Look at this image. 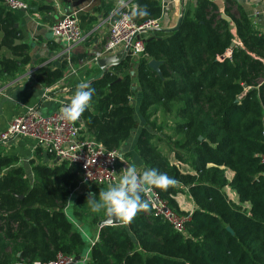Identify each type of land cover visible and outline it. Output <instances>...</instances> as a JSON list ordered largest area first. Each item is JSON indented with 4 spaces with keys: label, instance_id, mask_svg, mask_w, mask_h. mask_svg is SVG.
Instances as JSON below:
<instances>
[{
    "label": "trees",
    "instance_id": "1",
    "mask_svg": "<svg viewBox=\"0 0 264 264\" xmlns=\"http://www.w3.org/2000/svg\"><path fill=\"white\" fill-rule=\"evenodd\" d=\"M1 5L0 80L18 71V61L30 62L29 47L16 45L23 40L15 28L17 16ZM133 5L148 13L133 18L139 26L162 20L160 0H133ZM112 11L113 6L106 16ZM84 12L78 11V19L83 33H89L97 19ZM224 15L235 24L238 41L215 1L197 0L183 14L180 30L152 32L143 39L140 58L128 54L90 83L95 95L80 116L82 123L76 121L83 135L105 150L122 151L137 128L133 100L140 95L145 127L135 152L145 168L176 180L153 191L181 216L187 214L176 197L188 192L195 207L185 231L156 216L151 205L119 226L99 228L105 215L94 214L98 237L92 244L83 233L91 224L82 221L78 207L90 208L89 194L98 196L107 186H92L74 201L82 180L77 165L55 162L50 155L46 163L37 148L32 182L17 158L0 153V264H49L59 256L87 257L85 264H264V33L237 1L227 0ZM152 61L160 63L161 76L150 68ZM67 64L38 70L36 81L54 86ZM159 114L176 119L169 138L172 157L157 138L152 119ZM227 188L236 193L237 203Z\"/></svg>",
    "mask_w": 264,
    "mask_h": 264
},
{
    "label": "crops",
    "instance_id": "2",
    "mask_svg": "<svg viewBox=\"0 0 264 264\" xmlns=\"http://www.w3.org/2000/svg\"><path fill=\"white\" fill-rule=\"evenodd\" d=\"M31 7L37 8V12L30 11L23 14L21 11L13 12L18 18V29L23 40L19 44H26L29 47L27 54L30 57L28 64L20 61L18 71L11 77L0 80V134L8 129L11 121L19 116L26 115L30 111H37L42 115H50L56 112L62 104H68L78 85L85 84L95 76L101 73L102 69L98 62H95L94 53L102 50L109 37L111 21L115 10L121 3V0H23ZM163 10L161 20L162 29H170L177 25L180 17L186 10H193L197 0H160ZM221 14H224L227 6V0H214ZM240 5L245 6L251 13L256 29L264 33V0H234ZM82 2V3H81ZM131 2L133 0H123ZM113 6V11L106 16L108 8ZM92 7V9H90ZM86 11L84 14L90 19H97L96 24L91 32H84L85 41L75 45L70 51L66 50L63 41L57 40L52 35V28L57 21L65 15L74 11ZM231 34L238 41L237 29L234 23L230 24ZM152 32H144L140 35L142 39H147ZM2 34L0 33V40ZM123 49L120 48L115 54H119ZM3 53L10 57L8 51ZM2 52L0 53V58ZM85 55L86 58L72 62L75 56ZM66 71L64 78L52 87H45L36 81L35 73L42 68L60 69L65 63ZM47 92V95H45ZM141 103L140 95L133 100V107L136 110L137 120H139V107ZM145 127L143 122L137 130ZM140 133V131H138ZM136 143L132 139L123 145L121 152L129 157V161L138 172H142L145 166L135 153ZM37 143L28 137H16L8 142L0 139V152L5 157H15L19 160L18 166L24 167L29 179L34 182L33 166L39 163L36 152ZM49 159L47 160V163ZM231 178L233 173L228 172ZM121 176V175H120ZM227 196L234 203L238 202L235 192L230 188L226 189ZM177 204L182 212L188 214L194 210V203L188 192L179 194L176 197ZM78 226H80L78 224ZM81 227V226H80ZM90 241L97 239L98 232L92 235L85 230L83 232ZM94 241V240H93Z\"/></svg>",
    "mask_w": 264,
    "mask_h": 264
},
{
    "label": "built area",
    "instance_id": "3",
    "mask_svg": "<svg viewBox=\"0 0 264 264\" xmlns=\"http://www.w3.org/2000/svg\"><path fill=\"white\" fill-rule=\"evenodd\" d=\"M124 4L125 7L121 8L119 4L115 10L108 41L102 50L94 53L95 62L115 55L120 48L124 50L126 47H129L128 54L140 58L145 53V43L140 37V31L147 28H161V20L139 26L133 18L117 27V22L121 20L122 16L135 8L131 2H124ZM5 5L11 11L29 8V4L23 0H6ZM52 35L65 43L67 51L85 41L78 12L74 11L59 19L52 28ZM65 105L62 104L56 112L50 115L30 111L26 115L15 117L8 129L0 134V139L3 142H8L16 137L31 138L36 141L37 148L53 157L55 162L77 165L80 168L82 180L71 197L74 200L85 194L92 186L104 185L109 187L118 184L121 178L118 174V166L121 165L125 169L130 163L121 151H107L93 138L84 136L83 128L76 124L77 120L71 122L63 120L60 113ZM58 159L59 161H57ZM143 194L155 209L156 216H161L173 225L177 232L185 231V225L191 219V212L181 216L163 203L153 190ZM91 242L93 244L95 241ZM86 259L87 257L83 258L79 264H85ZM73 261L74 258L59 256L57 261L49 264H71Z\"/></svg>",
    "mask_w": 264,
    "mask_h": 264
},
{
    "label": "clouds",
    "instance_id": "4",
    "mask_svg": "<svg viewBox=\"0 0 264 264\" xmlns=\"http://www.w3.org/2000/svg\"><path fill=\"white\" fill-rule=\"evenodd\" d=\"M126 5L121 0L120 7ZM146 7H135L128 14H124L120 24L130 21L134 17L146 16ZM95 88L89 84L78 85L71 101L61 109V118L65 121H75L90 106ZM47 95V92H45ZM176 184V180L155 168H146L138 173L137 167L128 165L122 170L118 184L110 185L106 190H100L99 195L90 193L87 204L93 214L103 213L111 219H119L122 222H129L134 216L150 209V201L142 195L151 192L153 189L165 190ZM98 197V198H97Z\"/></svg>",
    "mask_w": 264,
    "mask_h": 264
},
{
    "label": "water",
    "instance_id": "5",
    "mask_svg": "<svg viewBox=\"0 0 264 264\" xmlns=\"http://www.w3.org/2000/svg\"><path fill=\"white\" fill-rule=\"evenodd\" d=\"M30 11L37 12V8L29 6L28 9L21 10V13L28 14ZM222 18L224 20H226L228 23H231V20L229 18H227L224 14H222ZM181 24H182V17H180L177 25L175 27H173V28H170V29L147 28V29H142L140 31V33L141 34L144 33V32L172 33V32H176V31L180 30ZM17 27H18V25L15 26V28H17ZM16 44H19V41H16ZM233 46H234V44H233ZM128 52H129V47H126L119 54L111 55V56H108V57L100 59L98 61V64H99V66L102 69L101 73L98 74L97 76H95L94 78H92L91 80L87 81L85 84H90V83H92L94 81H97V80L103 78L107 71H109L110 69H112L115 66H117L118 64H120L128 56ZM149 66H150V68H152L155 72H157L161 76V71H160V68H159L160 67V63L159 62L152 61V62H150ZM77 121L79 123H82L81 117H79L77 119ZM201 140H202V138H201ZM44 157H45V162L47 163V160H48L47 154H44ZM57 161H59V159ZM123 223L124 222L120 221L119 219H111V221H110V218L105 215L104 219H102L99 222L98 226H99V228H103V227H106V226H119V225H123ZM81 260H82V258L80 256L76 257V258H74V261L71 264H79Z\"/></svg>",
    "mask_w": 264,
    "mask_h": 264
},
{
    "label": "rangeland",
    "instance_id": "6",
    "mask_svg": "<svg viewBox=\"0 0 264 264\" xmlns=\"http://www.w3.org/2000/svg\"><path fill=\"white\" fill-rule=\"evenodd\" d=\"M158 117L159 118L152 119V121H154L157 124V131H156L158 133L157 134L158 135L157 138H160L161 139L160 142L162 143V148L165 151H168L169 154L172 157V148H171V144L169 142V138L172 137V136H174L173 127H174V122L176 121V119L174 118V116H163L162 114H159ZM142 124H143V119H139L138 120L139 127H141ZM138 131H140V130H137L136 129L133 132V135L131 137L132 143H137V140H138V138L140 136V133H138ZM167 138H168V140H167ZM1 155H3V152L1 153ZM127 161L129 162V160H127ZM122 170H123V167L121 165H119L118 166V174L119 175L122 174ZM231 201H233V200H231ZM247 207L248 206L245 205V208H247ZM78 210L81 213V217L83 218V220L82 219L81 220L84 221V222H86V223H90L91 224L90 226H88V229H86V230L89 232L90 235L91 234L93 235L95 233V231H96V228H97V227H95V225H92V222H93L92 220H94L93 219L94 214L90 211V208L89 207H86L85 208V205L78 207ZM79 223L81 224V222H79Z\"/></svg>",
    "mask_w": 264,
    "mask_h": 264
}]
</instances>
